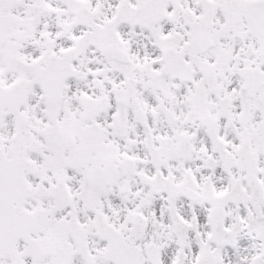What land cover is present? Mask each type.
I'll list each match as a JSON object with an SVG mask.
<instances>
[{"label": "snow or ice", "instance_id": "snow-or-ice-1", "mask_svg": "<svg viewBox=\"0 0 264 264\" xmlns=\"http://www.w3.org/2000/svg\"><path fill=\"white\" fill-rule=\"evenodd\" d=\"M0 264H264V0H0Z\"/></svg>", "mask_w": 264, "mask_h": 264}]
</instances>
